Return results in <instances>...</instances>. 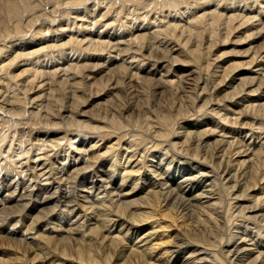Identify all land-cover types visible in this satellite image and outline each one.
<instances>
[{"label": "bare ground", "instance_id": "obj_1", "mask_svg": "<svg viewBox=\"0 0 264 264\" xmlns=\"http://www.w3.org/2000/svg\"><path fill=\"white\" fill-rule=\"evenodd\" d=\"M87 1L48 0V4L52 6L49 12L42 10L44 17L40 16L41 13L35 16L36 11L44 7L36 5L32 0H0V42H8L13 38H16L15 41L22 40L28 33L31 34L29 38L32 40L39 36L44 37L47 32V35L51 32V28H47L45 23L47 20H50L49 24L55 23L58 14L60 18L67 17L68 20H71L70 16L76 15L74 22L80 18L81 21L89 19L88 15H91L94 17L92 20H95L94 25H97V18L100 16L104 19L117 1L121 6L118 9L119 15L129 20L117 26L118 30H123L121 33H128L120 37L117 43H106L101 39L100 42H94V39H90L87 47L82 50V44L85 42L83 39L87 38L83 36L82 40L72 37L61 45V48L70 45L72 55H78L80 51V57L85 52L98 50L109 55L108 60L104 59L103 63L77 61L75 65H69L66 73H72L67 79H74L77 90L84 85L83 76L89 80L94 70L102 68L106 61H109L108 67L102 73L108 71L109 77H102L99 83L97 80L91 84L97 92L90 96H94L90 110L85 109L88 108L89 96L85 93L71 95L72 103L67 107L69 115L66 123L60 117L59 121H54L53 115L50 116V111L48 112L50 99L60 88L53 89L52 86L57 70H50L47 74V70L44 71L41 66L46 60L37 58L38 51L17 50L18 52H14L16 56L5 58L4 55L13 47L12 43L0 45V113L3 112V115H0V163L3 160V148L12 133L14 137L10 140V147L4 151L5 154L16 153L13 148L19 136L25 139V142L23 139L17 140L20 155L26 156L30 153L24 146L30 140V135L18 129L10 131L13 127L25 125L26 98H23L20 92H27L30 85L38 88L37 96L31 100L37 112L30 111V118L26 116V122L30 120L28 124L31 126H36L39 122L40 128L48 126L53 130V134L56 132L63 135L48 139L47 128L45 133L42 132V139H34L40 145L39 151L48 149V146L57 150L65 141L68 142L64 144L65 148L74 147L80 142L81 148H77L80 154L89 153L84 157L88 156L94 162L104 159L103 168H106L100 176L85 175L81 171L87 167L79 169L75 165L77 170L72 172L73 175H66V179L60 178L58 184L81 177L77 182L75 196V192L67 193L68 191L62 190L56 184V188L51 190L55 191L48 192L52 178L45 180L46 183L43 184L41 179L47 174L35 172L37 166L34 168V174L30 176L32 184L27 187L30 182L26 171L20 173L22 183L19 180L13 183L18 177L8 181L12 184L5 183L9 174L5 180L1 177L0 241H8L9 247L3 250L8 254H5V258L0 256V264H28L26 253L32 254L30 264H264V105H255L258 99L250 98V102L248 101L252 94L264 88V24L261 27L254 26L255 21L262 22L261 18L264 20V0H94L90 10L82 11L83 17L81 12L70 11L67 7L73 6L74 9L75 5L82 6ZM62 4L66 7L59 11ZM182 6L184 7L181 8ZM236 6L237 9L234 10ZM100 8L104 11L103 14H97ZM123 8L125 11L127 8V11H123ZM152 9L154 13L155 9L161 12L168 10V16L173 14L177 20L166 16L159 21L155 14L152 23L149 18ZM25 15L29 16L27 20ZM186 15V22L181 26ZM40 19L46 22L41 21L42 25ZM38 20L42 26L39 25L40 28L34 31ZM136 24L138 25L135 27ZM107 25L101 27H108ZM146 25L158 30L150 32ZM95 26L88 25L86 30L95 29ZM243 27L246 30L232 41L234 49L230 53L234 57L218 65L216 62L222 56H217V53L212 56V49L218 44H229L231 36ZM29 30H32V33ZM93 33L94 30L90 31L89 37H94ZM97 34L99 35V32ZM248 40L244 51L236 49L237 45L247 43ZM204 42L208 44L206 53L202 49ZM114 50L116 55L112 58L116 63L110 64V56ZM79 55L76 59L80 58ZM45 57L49 58V55ZM57 57L52 56L47 62L56 61ZM21 62H30V69H24L18 74L12 72V68H17ZM146 65L148 69L146 68L143 74L145 76L142 77V85L151 90L154 98L152 107L156 108H152V113L145 109L143 114L137 112L138 107L135 110L134 102H131L134 100L130 97L132 94L127 97L124 88L137 87L141 80L140 71ZM255 68L258 69L253 71ZM220 70L219 78L215 79ZM97 71L100 72L99 69ZM231 75L233 76L228 79ZM24 76L26 78H23ZM46 76V79L40 81L41 77ZM239 77L241 79L236 80ZM63 80L61 84L64 85L66 81ZM237 81L239 83L235 87ZM21 83L24 84L23 87H20ZM50 85L53 88H47L46 93L43 88ZM227 88L232 91L227 93ZM102 92L108 94H104V97L98 96ZM242 93L243 95L235 100ZM19 103L24 105L23 109L18 108ZM116 104H122L118 105L122 114L132 115L131 118L128 117L130 123L138 125L139 130L133 129L128 134L123 131L127 125L120 121L114 122L116 119L110 128L94 125L92 131L104 134L102 140L107 141L101 148L103 150L92 152L94 149H86L82 143L86 142L87 131H91V127L82 119L95 116L100 108L105 112L113 109ZM80 107H84V110H80ZM259 107L260 110H257ZM43 108L46 115L42 114ZM78 109L79 112L76 111ZM139 109L141 110V106ZM42 115L45 116L44 119ZM207 116H211L209 119L212 121L217 118V125L214 124L208 129L212 123L206 126L197 124L201 117ZM191 119L192 123L182 122ZM67 124L69 125L64 129ZM177 125L179 128H176ZM227 126L230 129L225 132L223 128ZM245 128L248 131L243 133ZM77 129L83 132L85 130V134L81 132V135L72 137V132ZM181 129L186 132L183 142L174 143L172 136L180 134ZM121 130L123 132L119 133ZM236 131L245 134L244 138L233 136ZM218 135L223 138L225 135H232L233 141L219 140ZM125 138L129 140L126 141ZM229 138L231 139L230 136ZM189 143L194 146L191 153L176 152L183 151L175 149L178 144L188 146ZM139 145H144L145 152L143 148V151H138ZM96 146L97 143L92 148ZM185 149L188 150V147ZM157 150L165 151L166 154L156 152ZM137 151L142 155L137 156ZM159 153L161 159L156 156ZM191 155L197 162L200 158L207 163L202 160L198 170L196 167L181 169V166L186 167L187 164H179L180 167H177L180 169L177 168V171L183 170L182 174L175 178H171L172 173L168 176L163 168L165 157V167L173 168L176 164L173 165L174 156L182 164L184 160L188 163ZM75 160H78L77 156L73 161ZM210 164L214 169L217 168L216 172L213 168L210 169L211 166L208 168ZM10 166L7 171H16L10 170ZM151 168L152 174H149ZM198 173L200 176L195 175ZM113 174L114 177L117 175L116 179ZM197 176L200 183L205 180L203 186L206 187L215 185L214 183L221 179L223 182L225 180L224 183L227 184L223 185L224 198L212 201L214 198H208L204 194L205 191H193V188L197 187L194 185ZM179 179L184 181H178ZM32 180H39V184H34ZM168 182L174 183L171 185ZM207 182L211 183L208 185ZM3 185L4 197L1 193ZM216 185L218 187V184ZM220 205H224V208L221 206L222 211H218ZM172 228L175 230L171 234Z\"/></svg>", "mask_w": 264, "mask_h": 264}, {"label": "rangeland", "instance_id": "obj_2", "mask_svg": "<svg viewBox=\"0 0 264 264\" xmlns=\"http://www.w3.org/2000/svg\"><path fill=\"white\" fill-rule=\"evenodd\" d=\"M40 1V2H39ZM32 2L33 3H35L36 5H39V6H41V7H44V8H42V9H40V10H38V11H36V14H35V16L36 15H39L41 12L43 13V9H45V11H50V7L52 6V4H48V0H32ZM38 2V3H37ZM42 2H43V4H42ZM22 3V2H21ZM46 5V8H45V5ZM93 4H94V0H88L87 1V3L85 4H83L82 6H78V5H75V8L73 9V6H67L68 8H69V10L70 11H73V12H76V11H79V12H81V16L83 17L84 15L82 14L84 11L83 10H86V9H91L92 8V6H93ZM117 5V6H116ZM49 6V7H48ZM130 6H131V4H130ZM65 4L63 5H61L60 7H59V11H62L63 9H65ZM76 7H77V9H76ZM88 7V8H87ZM121 6H120V3H118V1L116 2V4L114 5V7L112 8V10L111 11H109V13H107V15L104 17V19H102V18H100V16L97 18V20H99V24H95L94 25V23H95V20H92V19H94V17L92 16L91 17V15H88V17H89V19H84L83 21H81L82 20V18H80V20H76V22H74L73 20H74V18H75V16L73 15V16H70L71 17V20H68V18L66 17V18H64V19H62V18H60L61 16H60V14H58V17H57V21L55 22V23H53V24H49L50 22H48V21H50V20H47V22H46V20H41L40 19V22L42 21L43 23L44 22H46L45 23V25L47 26V28H51V32L47 35V33H46V35H44V37H38V38H35L34 40H32V38H29L30 37V33H28V35H25L24 37V39H22V40H17V41H15L16 40V38H13V39H11V40H9L8 42L9 43H12L11 44V46H13L12 47V49L10 48V50H8V52H7V54L6 55H4L5 56V58H7V57H13L16 53H14V52H18V51H24V50H27V51H38V54H37V58H39V59H41V61H44V60H46L45 62H43L42 64H41V66H42V69L44 70V71H46L47 72V74H49L50 73V70L51 71H54V70H57V75L55 76V77H53L54 78V80H55V83L52 85V86H54V88L53 87H51V85L50 86H45V88H43L44 90H45V92L47 93V91H48V89H49V87H51V89L53 88V89H56V88H59V90L56 92L55 91V94H54V96H52V98L50 99V102H49V105H48V112L50 111V116H52V117H54V121H57L58 119L60 120V118L62 119V121H64V123H66L67 121H68V119L66 120V118L68 117V115H69V113L67 112L68 111V108L67 107H69L70 106V104L72 103V102H70V97H71V95H74V93H75V95H81V93H83V95H84V93H85V95L86 96H89V99H88V105H87V107L88 108H85V109H87V110H90L91 109V107H92V102H93V99H94V96H92L91 98H90V96H91V94H93V93H96L97 91H96V88H95V86L93 87V85L91 86V84L92 83H94L95 81H97V80H99L98 81V83L101 81V79L100 78H104V79H108V77H109V72L108 71H106V72H103L102 73V71L104 70V69H107V67H108V63H109V61H106V64H104V65H102L101 67L102 68H97L96 70H94V72H93V75L89 78V80H88V78L86 79V77L85 76H83V80H84V85H83V87H79V89L77 90L76 88H78V87H76V85H75V81H74V79L72 78V77H69V79H67V76L70 74V73H72L71 71H69V72H67L66 73V70L67 69H69V65H71V64H76V62L78 61L79 63H86V62H88V61H94V62H96V63H103L104 62V59H106V60H108V58H109V55H107V54H105L103 51H93V52H90V53H84V54H82V56L80 57V51H79V53H77L78 55H79V57L80 58H78V59H76L77 57H78V55H76V54H74V55H72V54H70L71 52H70V45H68V46H66V47H62L61 48V45L62 44H64V43H66V42H68L70 39H72V37H74V38H76V37H78V39L79 40H82L84 37L83 36H87V38H84L83 40H85V42L82 44V50H84L86 47H87V43H89L91 40L90 39H94L93 41L94 42H100V39L103 41L104 40V42H106V43H108L109 41H113V43H115V41H116V43L117 42H119V39H120V37H123V36H125V35H128V33L127 32H125V34L124 33H121L122 31H120V30H118V27L117 26H119V24L120 23H122V22H125L127 19H125V17L124 18H122V15H119V8H120ZM125 7H129V6H125ZM184 6H182L181 8H183ZM61 8V9H60ZM234 10L235 9H237V6H236V8L234 7L233 8ZM264 9V8H263ZM262 9V10H263ZM83 11V12H82ZM123 11H125V8H123ZM126 11H127V8H126ZM125 11V12H126ZM157 11V12H156ZM39 12V13H38ZM42 13L40 14V16H44L45 17V15H42ZM103 14L104 13V11H102L101 10V8L100 9H98L97 10V14ZM118 13V14H117ZM143 13V12H142ZM141 12H140V14H142ZM144 13H146V11H144ZM158 13V14H157ZM262 13H263V11H262ZM155 14L158 16V19H159V21L160 20H162L163 18H165L166 16H168V10H164L163 12H161V10H159V9H155V13H154V9H152V11L150 12V15H149V18H151L150 19V22H152L153 23V19L155 18L154 16H155ZM117 15V16H116ZM60 16V17H59ZM151 16V17H150ZM28 15L26 16L25 15V20H27L28 19ZM34 17V16H33ZM87 17V18H88ZM117 17V18H116ZM162 17V18H161ZM168 17H170V19H174V16H173V14L171 15V16H168ZM263 18H264V14H263ZM172 19V20H173ZM185 19H187V15L186 16H184V18L182 19L184 22L181 24V26L186 22V20ZM174 20H177V19H174ZM261 20H262V22L261 21H255L254 22V26H255V28H256V26H259V27H261L263 24H264V20L261 18ZM114 21V22H113ZM127 21H129V20H127ZM167 22L169 21V19L167 18V20H166ZM40 22H39V20H38V22L36 23V25H35V29L33 28V30L34 31H37L39 28H40V26H42L43 25V23L41 22V24H40ZM62 22H64V23H62ZM100 23H102V24H100ZM105 23V24H104ZM223 23V22H222ZM48 24V25H47ZM69 24V26H67ZM106 24H108L107 26L108 27H101V26H103V25H106ZM12 25V24H11ZM40 25V26H39ZM62 25V26H61ZM80 25H83V26H85L84 28H82ZM88 25H90V27H92V26H95L96 28L95 29H92V30H94V33H93V35L92 36H94V37H89V32L90 31H92V30H86V27L88 26ZM138 24H136L135 25V27L137 26ZM39 26V27H38ZM80 26V27H79ZM144 25H142V27H143ZM147 26V25H146ZM145 26V27H146ZM38 27V28H37ZM63 29H62V28ZM67 27V28H66ZM69 27V28H68ZM101 27V28H100ZM59 28H61V29H59ZM146 28H148L149 29V31L150 32H156L158 29H151L152 28V26H147ZM37 29V30H36ZM56 29H59L58 31H55ZM222 29H223V26H222ZM117 30V31H116ZM246 30V28H239V30H237L236 31V33H234V35H232L231 36V38H230V41L231 42H229V44H225V46H223V45H219L218 44V46L217 47H215V48H213L212 49V56H214V55H216V53H217V56H222V58L219 60V61H217L216 63H218V65L220 64V63H222L223 61V63H225L226 61H229L231 58H233L234 56L230 53L233 49H234V47H233V45H232V41H235L236 40V37H237V35H240V33L242 34L244 31ZM30 32L32 31V30H29ZM28 31V32H29ZM97 32H99V35L97 34ZM117 32H119V33H117ZM222 32H223V30H222ZM32 33V32H31ZM127 33V34H126ZM80 34V35H79ZM98 37H97V36ZM108 35H109V37H108ZM100 37V38H99ZM98 38V39H97ZM4 41V40H3ZM7 42V40H5L4 42H0V45H5V43H8ZM14 42H16V44L14 43ZM77 42V41H76ZM249 43V40H248V42L246 43V42H242V43H240L239 45H237L238 47H236V49L237 50H242V51H244L246 48H247V44ZM17 45V46H16ZM20 45V46H19ZM55 45V46H54ZM58 45V46H57ZM246 45V46H245ZM54 47V49H53V47ZM72 46V45H71ZM51 47V48H50ZM69 49H68V48ZM207 48H208V44L206 43L205 44V42H204V45H203V47H202V49H203V52L204 53H206V51H207ZM23 49V50H22ZM65 49V50H64ZM191 49V48H190ZM18 50V51H17ZM39 51H41V52H39ZM52 51V52H51ZM227 51H228V53H227ZM45 52V53H44ZM63 52V53H62ZM226 52V53H225ZM52 53V54H51ZM144 54H145V52H143ZM223 53H224V55H223ZM47 55H49V58L51 59V57L52 56H58L57 58H56V61L54 60V61H52V62H47V60H49V58L48 57H45V56H47ZM62 55V56H61ZM116 55V50H114V52L111 54V63L110 64H112L113 62H115L116 63V60H114L112 57H114ZM16 56V55H15ZM73 56V57H72ZM59 61H58V60ZM81 59V60H80ZM82 61V62H81ZM94 62H91V63H94ZM136 62V64H137V61H135ZM139 63V62H138ZM135 64V65H136ZM203 64H204V62H203ZM23 65V66H22ZM116 66V65H115ZM148 66L146 65L145 67H143L142 69L143 70H141L140 71V75H139V78L141 77V80H140V83L137 85V87H126V88H124V91H126L127 92V97H128V95H130V94H132L130 97H132L133 98V100L134 101H132L131 100V102H134L133 103V105H135V106H133V107H135V110H136V108H137V112H143V114H144V112H145V109L146 110H150V113H152V104H153V101H154V98H152V95H151V90L150 89H148L146 86H144V85H142V77L143 76H145V75H143V74H145V70H146V68H147ZM111 68H113V67H111ZM175 68H177V67H174V69ZM24 69H30V62H21L20 64H19V66L17 67V68H12V72L14 71L15 72V74H18V73H20V72H23V70ZM99 69V71L100 72H98L97 70ZM148 69V68H147ZM246 69V68H245ZM256 69H258V68H255V69H253V71H255ZM150 71V70H149ZM221 72V70L219 71V73H218V76L216 75L214 78L215 79H218L219 78V75L221 74L220 73ZM99 73H101L100 75H98L97 76V74H99ZM235 74V73H234ZM233 74V75H234ZM233 75H231L228 79H230ZM120 76H122V77H125L126 75H120ZM210 76V75H209ZM23 78H26V76H24ZM47 78V76L46 77H41L40 78V81H42V79L44 80V79H46ZM115 78V77H114ZM113 78V79H114ZM147 78H149L148 76H147ZM62 79H64L63 81L65 82L64 83V85L63 84H61V83H63L62 82ZM239 79H241L240 77L239 78H237L236 80H239ZM235 80V81H236ZM234 81V82H235ZM46 85H47V83H48V80H46ZM58 83V84H57ZM103 83H106V82H103ZM239 83V81H237L236 83H235V87H236V85ZM63 85V86H61V85ZM234 84V83H233ZM23 85L24 84H20V87H23ZM56 85V86H55ZM75 86V87H74ZM143 86V87H142ZM56 87V88H55ZM146 87V88H145ZM34 90H33V89ZM48 88V89H47ZM63 88V89H62ZM130 89L129 91H128V89ZM144 88V89H143ZM227 89H229L228 91H226L227 93H229V92H231L232 90L230 89V88H227ZM31 90V91H30ZM38 90V88L37 87H31L30 85H29V90L26 92H20L21 94H22V97L23 98H26L25 100V108H26V114H25V116H24V118L27 120V117H28V119L30 118V114L29 113H31L30 111H36L37 112V110H34L35 108H36V106L35 105H32L31 104V100L33 99V98H35L37 95H36V93L38 92L37 91ZM62 90H64L63 92H61ZM40 91V90H39ZM31 92V93H30ZM44 92V93H45ZM25 93V94H24ZM63 93V94H62ZM244 93V92H243ZM243 93L242 94H240L239 96H237L236 98H235V100L239 97H241L242 95H243ZM30 94V95H29ZM104 94H108V93H104V92H102L101 94H99L98 96H100V97H104L105 95ZM122 94H124V93H122ZM27 95V96H26ZM60 97H59V96ZM68 95V96H67ZM250 98H253V100H255V99H258L259 101L255 104V105H258V104H263L264 105V88H262L261 90H258L257 91V93H254V94H252L249 98H248V101L250 102ZM62 99V100H61ZM56 100V101H55ZM153 100V101H152ZM1 101V100H0ZM46 101V100H45ZM48 101H49V99H48ZM44 102V101H43ZM43 102H41V103H43ZM59 102V103H58ZM149 103V104H148ZM123 104V103H122ZM122 104H118V105H122ZM147 104V105H146ZM43 105H45V104H43ZM55 105V106H54ZM118 105L116 104L115 106H113V109L111 108L110 110H107L106 112L105 111H103V109H101L100 108V110L97 112V114H95V116H93V117H95V119L92 117V116H89V118H84V119H82L83 121H87V123L90 125V127H91V131H87L88 132V134H87V140H85L86 142H84V143H82L83 145H84V147H86V149H89V150H92V149H94V150H92V152H97L98 150H103V149H101V148H103L102 146L106 143V141H107V139H105V141L104 140H102V138L104 137L103 135H100V134H98V132H93L92 130L95 128V126L96 127H102V126H108V128H110L109 126H112V123H113V120L114 119H116V120H114V122H117V123H119L118 121H120V122H124V124L125 125H127L126 127V130H123L124 132H127L128 134L134 129V130H139L138 128H137V126L138 125H133L132 123H130V119L129 118H131L130 116H132L131 114H126V113H121V110H119V108H118ZM124 105V104H123ZM138 105V106H137ZM145 105V106H144ZM18 108L19 109H23V107H24V105L22 104L21 105V103H19L18 105ZM28 106V107H27ZM53 106V107H52ZM140 106H141V110L139 109L140 108ZM198 106H200V104H198ZM35 107V108H34ZM94 107V106H93ZM115 107V108H114ZM28 108V109H27ZM118 108V109H117ZM148 108V109H147ZM156 108V107H155ZM155 108H153V109H155ZM84 110V107H80V110ZM28 110V111H27ZM44 108H43V110H42V114L43 115H46L45 113H44ZM52 110V111H51ZM97 110V109H96ZM116 110H119V111H116ZM257 110H260V107L257 109ZM77 112H79V109L78 110H76ZM111 111V112H110ZM28 112V113H27ZM60 112V113H59ZM110 112V113H109ZM94 113H96V111L94 112ZM104 113V114H103ZM118 113V114H117ZM99 114H100V117H98L99 116ZM109 114V116H107ZM124 114H125V116H124ZM0 115L2 116L3 115V112L1 111V113H0ZM8 115V114H7ZM43 115H42V117H43ZM61 115V116H60ZM98 115V116H97ZM123 115V116H122ZM150 115H152V114H150ZM27 116V117H26ZM56 116V117H55ZM117 116V117H116ZM122 116V117H121ZM149 116V115H148ZM60 117V118H59ZM96 117H97V119H96ZM103 117H105V119H103ZM125 117V118H124ZM129 117V118H128ZM13 118H15V117H13ZM17 118V117H16ZM23 118V119H24ZM45 118V116L43 117V119ZM64 118V119H63ZM79 118V117H78ZM111 118V119H110ZM126 118H127V120H126ZM209 118H211V116H207V117H201V119L200 118H198V120L200 121V122H198L197 124L199 125V126H206V124H208V123H212L211 124V126H208V129H210V127H212V126H214V124L215 125H217V118L216 119H214L213 121L211 120V119H209ZM57 119V120H56ZM90 119V120H89ZM93 119V120H92ZM99 119V120H98ZM194 119V118H193ZM203 119V120H202ZM20 120H22V119H20ZM26 120H24L25 121V125H20L18 128L17 127H13L10 131L12 132V131H14V130H16V129H18V130H21V131H24V133L25 134H28V136L30 135V140L27 142V144L25 143L24 144V146H25V148L29 151L30 150V153H29V155H26V156H22V155H20V153H21V150H17L18 149V147H19V141L20 140H24V142H25V139L24 138H21L20 136L16 139V142L14 143V148H13V150L16 152L15 154H14V152L13 153H9V154H5V152L4 151H6V149H8L9 147H10V143H11V141L10 140H12L13 139V137H14V133H12V134H10V140L8 141V143L4 146V148H3V153H2V155L3 156H1V158L3 159L2 161H1V163H0V169H1V171H0V178L1 177H3V180H5L6 179V177H7V175L9 174V177L7 178L8 180L7 181H4L5 183H7L8 181H10L12 178H16V177H18L17 179H15V181L13 182V183H15V182H17L18 180L20 181V183H22V175L20 174L21 172H23V171H26V173L27 174H29V177H27L28 178V180H29V184H27L26 185V187L27 186H29L30 184H32L31 183V179H32V177H30V176H32V174H34V168H36V166H37V169L35 170V172H41V173H44L46 176L45 177H43L41 180H42V183L44 184V183H46L45 182V180H47V179H51V180H53V181H49V182H52L51 184H50V189H49V191L48 192H50L51 190H52V188H54L55 187V184H56V186H58V187H60L62 190H66V192L67 193H70V194H73V192H75L74 193V195L73 196H75L76 194H77V182H78V180L81 178V177H77V180H75V178H73V179H71L70 181H68V182H66V183H61V184H58V181H59V179L60 178H65L66 179V175L67 176H70L71 174L73 175V173L72 172H74V171H76L77 170V167L80 169L81 167H83V168H85V167H87L86 168V170L85 169H83V168H81V169H83L82 171H81V173H85V175H102L103 174V172L104 171H106V168H103V161H104V159L102 160V159H100V160H98L97 162H94L93 160H90L89 158H88V156L87 157H84L85 155H87V154H89V153H87V154H85V155H83V154H80V151H78L77 150V148H81V146H80V142L76 145V146H74V147H63L64 146V144L67 142V141H65V142H63V144H61V147L60 148H57V150L56 149H52L51 148V146H48V149L47 148H44L43 149V151H39V144L34 140L35 138H37V137H39L40 139H42L44 136L42 135V132H46L47 131V128L49 129V127L47 126V127H45V128H40L41 126H38V123H36L37 125L35 126L34 124V126L32 125H29L28 124V122L30 121H27L26 122ZM58 120V121H59ZM128 120H129V123H128ZM206 120V121H205ZM89 121V122H88ZM100 121V122H99ZM108 121V122H107ZM110 121V122H109ZM112 121V122H111ZM189 121H191L190 123H192V119L191 120H187V121H182L183 123H189ZM211 121V122H210ZM33 123H35L34 121H33ZM105 123V124H104ZM110 124V125H109ZM205 124V125H204ZM69 124H67V125H64V129L68 126ZM95 125V126H94ZM1 126V125H0ZM94 126V127H93ZM129 126V127H128ZM142 126H145V124L143 125L142 124ZM25 127V128H24ZM26 127H28V128H26ZM218 127H220V126H218ZM130 128H132V129H130ZM176 128H179V125H177L176 126ZM203 129H205L206 127H202ZM202 128H200V129H202ZM225 128V129H224ZM223 128V130H225V132L228 130V129H230L228 126L227 127H224ZM246 128H248V127H246ZM243 129V133L245 132V131H248V129ZM25 129V130H24ZM193 129V128H192ZM237 129H239V128H237ZM129 130V131H128ZM193 130H196V128L195 129H193ZM220 129H218V131H219ZM28 131H30V132H32V133H30V132H28ZM52 131V132H51ZM122 130L119 132V133H121V132H123ZM237 131H239V130H237ZM236 131V132H237ZM242 131V130H241ZM240 131V132H241ZM36 132V133H35ZM80 132V133H79ZM84 133L85 132V130H84V132H83V130H81V129H77V131L76 132H72V134H71V132L69 131V134L68 135H70L71 134V136L73 137L74 135L76 136H78L79 134L81 135L82 133ZM102 132V131H101ZM179 132H180V134H175L174 135V137H176V138H174L173 136H172V141H174V143H182L183 142V137H184V135L186 134V132H184V129H181V131L179 130ZM234 133V135L233 136H238V137H240V138H244V136H245V134H242V133H240V132H237V133ZM46 133H48L47 134V138L48 139H53V138H59V137H61V136H63L62 135V133H56V132H54V134H53V130H50L49 129V131H47ZM91 133V134H90ZM93 133V134H92ZM249 133V132H248ZM85 134V133H84ZM183 134V135H182ZM181 135V136H180ZM243 135V136H242ZM32 136V137H31ZM34 136V137H33ZM219 136V135H218ZM229 136L231 137V139L229 138ZM238 137H235V139L237 140L238 139ZM247 138H249V136L247 137ZM126 139V141L127 140H129V138H125ZM217 139V138H216ZM219 140H221V139H223L225 142H232L233 141V139H232V135H225L224 136V138L223 137H220L219 136V138H218ZM17 140H19V141H17ZM22 140V141H23ZM33 140H34V142H33ZM236 140H235V142H236ZM248 140V139H247ZM35 143V144H34ZM68 143V142H67ZM97 143V148L96 147H94V148H92L95 144ZM169 143H171V141L169 142ZM100 144H101V147H100ZM190 144V143H189ZM188 144V146L186 145V144H184V146H183V144H181V146H182V148H180L181 146H180V144H178L177 145V147L175 148L176 150H178V149H181V150H183V151H181L180 152V150H178V151H176L178 154L179 153H187V152H189V153H191L192 152V149L194 148V146H192L191 144L189 145ZM27 145V146H26ZM35 145V146H34ZM50 145V144H49ZM166 145V144H165ZM173 145V144H172ZM186 146V147H185ZM90 147V148H89ZM184 147V148H183ZM188 147V150H186L185 148H187ZM29 148V149H28ZM138 151L139 150H141V151H143L144 150V145H139L138 146ZM142 148H143V150H142ZM178 148V149H177ZM186 151H185V150ZM190 149H191V151H190ZM17 150V151H16ZM138 151H137V156H140V155H142L140 152H139V154H138ZM160 151V153H165V151L163 152L162 150H157L156 152H159ZM77 152V153H76ZM144 152H145V150H144ZM157 154L156 156L158 157V158H160V155L161 154ZM151 154V153H150ZM166 154V153H165ZM178 154L176 155L177 157H178ZM40 155V156H39ZM14 158H13V157ZM19 158H17V157ZM45 156V157H44ZM76 156L78 157V160H75V161H73L74 160V158H76ZM176 156H174L172 159H173V165H174V163H176L174 166H173V168L171 167V168H166L165 166H166V164H167V157H168V155H167V157H165L166 159H164L165 161L163 162V168L165 169V171H166V173H168V176L169 175H171V173H172V175H171V178H175L176 176H178L179 177V175H181L182 174V171L181 172H179V171H177V168L178 169H180L179 167L181 166V165H186V167H184V166H181V169H183V168H186V169H188V168H192V167H196L197 168V170H198V168H199V165L202 163V160L203 159H198V162H197V160H194L193 159V157H192V155H191V159H189L188 160V163H185L186 161L184 160V161H182V164H181V162H179V159H177V157ZM25 157H27V159L25 158ZM13 158V159H12ZM84 158V159H83ZM151 158V157H150ZM18 159V160H17ZM89 159V160H88ZM155 160L157 159V158H154ZM161 159V158H160ZM177 159V160H176ZM192 160H194V161H192ZM89 161V162H88ZM96 161V160H95ZM162 161H163V159H162ZM196 161V162H195ZM12 162V163H11ZM68 162H69V164H68ZM85 162V164H86V166H85V164H83ZM94 162V163H93ZM191 162H195V164H190ZM201 162V163H200ZM203 162H204V160H203ZM204 163H207V162H204ZM53 164V165H52ZM61 164V165H60ZM179 164H180V166H179ZM9 165H11L10 167H11V169L10 170H16V171H11V172H9V171H7V168H8V166ZM75 165H77V167H75ZM79 165V166H78ZM89 167H88V166ZM91 165V166H90ZM101 165V166H100ZM204 165H208V164H204ZM59 166V167H58ZM177 166H179V167H177ZM210 166H211V168H210ZM2 167V168H1ZM73 167V168H72ZM75 167V168H74ZM147 166H145V168H146ZM214 166L213 165H209L208 166V168H210V169H212ZM4 168V169H3ZM23 168V169H22ZM40 168V169H39ZM43 168V169H42ZM90 168V169H89ZM144 168V169H145ZM42 169V170H41ZM76 169V170H75ZM215 169H217V168H215ZM214 168H213V170H215ZM62 170H64V172L62 171ZM71 170H73V171H71ZM152 170H153V168H151V169H149V171L151 172V173H149V174H152ZM172 170V171H171ZM66 171V172H65ZM69 171H71L69 174H68V172ZM103 171V172H102ZM145 172L147 171V168L144 170ZM9 172V173H8ZM61 172V173H60ZM63 172V173H62ZM170 172V173H169ZM215 172H216V170H215ZM17 173H18V175H17ZM67 173V174H66ZM76 173V172H75ZM80 173V172H79ZM13 175H14V177H13ZM62 175V176H61ZM195 175H198V176H200V174L198 173V174H195ZM53 176V177H52ZM166 176H167V174H166ZM198 176H197V178L195 179V183H194V185L195 186H197L196 188H193V191H195V190H199L200 191V193L201 192H204V194L208 197V198H214L212 201H216V200H220V199H222V198H224V194H225V187L223 186L224 184H227V183H224V182H226L225 180H224V182H223V179H221L219 182H216V183H214L215 185L216 184H218V187H217V185L215 186V185H211V186H208V187H206V186H203V183H204V181H202L201 183H200V180L198 181L197 179H198ZM21 177V178H20ZM54 177H57L56 179L54 178ZM113 177H114V174H113ZM115 179L117 178V175H115V177H114ZM223 178V177H222ZM166 179V178H165ZM199 182V184H198V182ZM55 181V182H54ZM178 181H184L183 179H179ZM32 182L34 183V184H39V180H37V181H34V180H32ZM49 182H47V183H49ZM108 182H109V180H108ZM264 182V181H263ZM24 183V182H23ZM71 183V184H70ZM169 184H173L174 182H168ZM209 183H211V182H207V184L209 185ZM8 184H12V183H9L8 182ZM205 184V183H204ZM242 184V183H241ZM63 186V187H62ZM75 186V187H74ZM212 186H214L213 188H212ZM221 186V187H220ZM238 186H239V184H238ZM70 187V188H69ZM200 187V188H199ZM211 187V188H210ZM223 187V188H222ZM56 188V187H55ZM71 189L72 191H70L69 189ZM258 188V187H257ZM76 189V190H75ZM218 191H217V190ZM5 190V186L3 185V188H2V190H1V193H2V196L4 197L5 195L3 194L4 191ZM203 190V191H202ZM55 191V189L53 190V191H51V192H54ZM212 191V192H211ZM216 191V192H215ZM206 192H207V194H206ZM215 194H214V193ZM1 195V194H0ZM213 196V197H212ZM213 203V202H212ZM217 206V205H216ZM224 208V205H220L219 206V210L218 211H222V207ZM220 208H221V210H220ZM175 230V228H172V232H171V234L173 233V231ZM8 242V241H7ZM6 242V243H7ZM6 243H3L2 241H0V256H1V258H5V254H8V253H5V251L3 252V250L5 249V248H7V247H9L8 245V243L6 244ZM2 244V245H1ZM6 245V246H5ZM2 248V249H1ZM20 252V251H19ZM20 254H21V252H20ZM26 257H25V259H26V261H27V263L28 264H30L29 262H30V258H32V254H30V253H26V255H25ZM174 260V259H173Z\"/></svg>", "mask_w": 264, "mask_h": 264}]
</instances>
